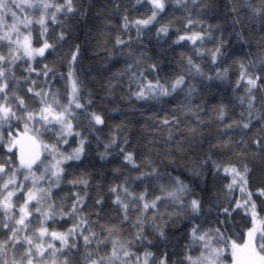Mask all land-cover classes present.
Instances as JSON below:
<instances>
[{
    "label": "trees",
    "instance_id": "1",
    "mask_svg": "<svg viewBox=\"0 0 264 264\" xmlns=\"http://www.w3.org/2000/svg\"><path fill=\"white\" fill-rule=\"evenodd\" d=\"M48 3L53 7L27 8L33 17L26 32L34 47H42L45 41L52 47L43 56L30 58L0 40V55L21 56L14 62H0L6 70L0 82L8 83L9 99L14 91L37 121L42 99L58 101L62 106L58 108H67L73 121L67 147L76 150L84 142L80 158L63 163L50 195L57 214L44 225L49 232L67 233L79 225L63 248L66 255L58 254L57 264L65 259L68 264H88L89 254L93 259L107 256L114 239L134 254L128 264L137 256L143 264L145 253L152 254L148 264H160L162 259L166 264H188L186 257L196 259L203 250L192 241V227H218L217 220L225 219L219 210L229 203L234 206L232 198L242 196L238 188L228 191L232 176L225 168L243 172L247 166V191L264 217V195L259 191L264 189V140L255 143L264 138V15L253 11L262 6L261 0H164L163 11H157L151 0H72L71 12L57 11L65 0ZM153 11H157L155 20L137 24ZM41 16L44 25L38 23ZM197 34L201 38L195 42L187 39ZM217 48L220 53L213 58ZM73 53H77L75 61ZM181 77L183 83L173 90L172 84ZM257 77L256 86L249 85L248 80ZM73 78L79 82L76 103L81 108L69 104ZM41 91L43 98L34 95ZM141 92L144 96L138 98ZM93 114L103 123L96 124ZM26 123L39 129L34 132L43 142L57 140V131L42 121L13 119L0 126V164L11 160L8 167L17 181L31 188L30 180L24 181L26 168L18 167L21 150L27 156L29 144L18 143V150L8 145ZM129 155L131 161L126 159ZM177 178L189 190L183 208L161 190L164 186L172 191ZM141 194L145 201L133 199ZM118 196L129 204L127 220L115 202ZM157 196L162 197L157 209L144 213L143 203ZM78 197L83 201L81 211L67 215ZM192 199L201 201L198 214L187 206ZM13 202L17 210L24 199L13 197ZM37 215L29 217V229L40 227ZM9 216L0 210V225L13 224ZM113 225L117 230L109 237L107 229ZM251 226L244 210L233 213L225 225L237 243L243 242ZM9 235L0 227V241ZM25 235L31 231L25 230ZM85 236L90 243L86 244ZM54 244L61 247L58 241ZM224 264H231L229 252Z\"/></svg>",
    "mask_w": 264,
    "mask_h": 264
},
{
    "label": "snow or ice",
    "instance_id": "2",
    "mask_svg": "<svg viewBox=\"0 0 264 264\" xmlns=\"http://www.w3.org/2000/svg\"><path fill=\"white\" fill-rule=\"evenodd\" d=\"M154 8L157 11H163L164 9V0H151ZM262 6L259 9H254L253 11L259 15H264V0H261ZM49 7H53L49 3L45 2V0H0V27L5 29L4 34L0 36V40H7L11 44L16 45V53H22L23 56L33 57L35 54L43 56L45 51L52 47V45L48 44L46 41L43 46L40 48H33L31 45L30 35H25L23 37V42L20 41V25H23L25 29H27L28 25L32 22L27 17L22 19L17 18V12L23 13L25 8H43L48 9ZM57 11H62L65 8L68 12L73 11L72 0H65L64 5L56 6ZM15 9V10H14ZM157 11H153L152 16H150L146 20L137 21V24L147 25L150 24L153 20H155ZM12 19V23L9 24L6 22V18ZM38 23L44 25L45 20L44 17L41 16ZM160 31L166 32V28H161ZM13 35H16L17 39L13 40ZM63 37L61 36V39ZM201 37L197 35H193L187 37V39H191L193 42L200 39ZM180 39H185V37H180ZM117 43H123L121 40H117ZM220 53V49H216V53L213 54V58H215L216 54ZM77 57V53L72 54V61H75ZM21 56L17 54H10V56L6 57L4 55H0V62H14L17 59H20ZM191 63V61H189ZM243 67V65H242ZM50 71V70H48ZM6 70L0 67V78L5 77ZM47 74V71L44 73ZM73 73L69 72V77H73ZM257 78H250L248 80L249 85L253 87L256 86ZM183 83V78H178L174 84H172V89L175 90L178 86ZM79 88V82L75 78L72 79V100L69 101V104L75 103L77 108L83 107L79 103H76L77 100V92ZM9 85L5 82H0V125L8 124L11 120H22L25 122L36 121L44 122L45 125L51 124L53 121L61 124L62 126L66 124V114L68 113V109L64 108L62 111H56L53 105L57 107H62L59 105V102L53 99L51 103H49L46 99L41 100V104L44 105L39 110V121L36 119V114L27 112V105L22 98H17L16 93L13 91L11 99L8 97ZM29 92L33 90L31 88L28 89ZM162 94H168L166 90H162ZM35 96L44 97V93L36 92ZM144 93H138V98H142ZM12 101H15V105ZM14 107L20 112L17 114V110H14ZM27 112V115L25 113ZM92 119L95 120L96 124H102L103 120L99 115H92ZM164 123H168V121H164ZM244 128H248V124L243 125ZM72 125L70 123L66 124V129L62 127L61 136L63 137L64 131L66 130L69 135H71ZM29 129L27 127V123L25 124V132ZM32 131L39 132V129L33 128ZM79 135V133H77ZM2 138V137H0ZM31 139V138H30ZM260 140H256L255 143H261ZM66 142V141H65ZM8 143L12 146L15 144L22 143L15 138H11ZM35 144V140L32 141ZM83 141L80 142V147L75 150L74 157H68L69 159L75 158L79 159L80 154L83 152ZM47 147V146H45ZM127 160L131 161V155L126 157ZM40 160V155L38 153L32 154L28 157L24 155L23 149L21 150L20 164L18 167L27 168L29 173L31 174V169L34 164H37V161ZM42 162V161H41ZM12 163L11 160H6L2 164H0V181H4L0 184V210H3L5 214L12 213L8 218L10 220H14L13 224L4 223L0 225L7 229L11 235L4 241H0V264H47V260L51 258V264H57L58 254L66 255L63 253V248L68 247V238L76 233V227L69 228L67 233H57V232H49L48 228L44 226L47 221L52 220L57 214V210L55 205L48 204L47 210H43L41 204L45 201L49 196V191L47 189L36 188V181H33V188H27L22 182H18L16 179L15 172L8 167ZM59 163V162H58ZM55 167V166H53ZM50 170V169H49ZM62 169H57V171L52 172L53 176L59 178V174ZM224 171L232 176V182L227 185L228 191L234 192L237 188L242 194L240 199L234 200V206L232 203H229L227 207H223L219 210V214H222L225 219L217 220L218 227L201 229L199 225H195L192 227L190 231V236L194 243L198 242L202 245V251L199 257L193 259L191 256L186 257L188 264H224L225 253H230V262L231 264H264V217H261L259 213L256 211V204L252 200V193L247 191V179L246 175L249 172L247 166L244 167L243 172L237 170L235 167L233 168H225ZM11 173V175H9ZM8 176V179L5 181L4 177ZM29 177L25 176L24 179L27 180ZM43 177H41L42 179ZM82 183H86V181H81ZM174 188L172 191H168L166 187L162 186L161 190L166 193V198L172 201H176L181 208L185 206L184 197H186L188 193V188L184 185L178 178L174 180ZM27 188V191L25 189ZM35 189V190H33ZM113 192H116L117 189H111ZM261 195H264V189L259 190ZM124 192L128 195V190L125 188ZM19 193V196L17 195ZM13 197L17 198V201L20 198L24 199L22 205H20L18 211H16V203L13 202ZM133 199L137 201H145V194H141L139 196L133 197ZM162 201V197L157 196L151 202L143 203L142 210L144 213H147L149 210L157 209V202ZM82 199L77 198V200L73 203L71 211L66 213L69 216H74L78 214L81 209L79 207L82 204ZM117 204H120L124 210V219L127 220V211L129 208V204L124 203L120 200L119 196L115 201ZM191 208L192 213H199L201 210V201L197 199H192L188 205ZM237 210H244V212L251 217L252 227L247 230V238L243 239V243H237L236 240L231 238L229 235L228 228L225 225L229 224V218L233 215V213L237 212ZM264 211V208L261 209ZM34 214L37 215V222L40 224L38 229H29V224L32 222L29 220V217H32ZM172 215H178V213H173ZM19 218L16 219L15 217ZM42 217L43 219H40ZM159 217V214L156 213V218ZM146 218V217H145ZM138 223L142 226L143 219L140 217L137 218ZM86 221H81L84 223ZM259 225V226H257ZM104 227V226H102ZM23 230L31 231V235H24L22 238L20 237V232ZM117 230V226L113 225L108 228L107 231L109 233V237L113 235V233ZM93 236L96 234L93 233ZM137 237L141 236L142 233L138 232ZM161 235L163 233L161 232ZM232 235H236V233H232ZM45 237H48L51 241H59L61 244L60 248H57L54 243L46 242ZM107 239V238H106ZM84 240L87 243H90V239L88 236L84 237ZM103 243V242H101ZM71 247H75V244H72ZM122 254V255H121ZM133 253H130L125 245L120 243L119 240H112V251L107 256H99L96 259H93L91 254L88 255L87 260L88 264H128V260L133 256ZM151 253H145V259L143 264H148L147 258L150 257ZM62 264H68V260L65 259ZM135 264H140V257L137 256L135 259ZM160 264H166L165 260H161Z\"/></svg>",
    "mask_w": 264,
    "mask_h": 264
},
{
    "label": "rangeland",
    "instance_id": "3",
    "mask_svg": "<svg viewBox=\"0 0 264 264\" xmlns=\"http://www.w3.org/2000/svg\"><path fill=\"white\" fill-rule=\"evenodd\" d=\"M19 2V0H17ZM45 2L48 3V0H45ZM15 10V9H14ZM24 17H27L29 20H31L32 12L28 11L27 8H25L23 13L17 12V18L22 19ZM6 22L11 24L13 21L10 18V15L8 18H6ZM20 36L19 39L21 42H23V37L25 35H30L26 32V29L23 25H20ZM5 29L0 27V36L4 34ZM13 40L17 39L16 35H13ZM31 39V35H30ZM31 45L33 48H37L33 46L32 39H31ZM14 51H16V45L13 44ZM22 55V53H19ZM49 103H51V100H48ZM44 106V105H42ZM41 106V107H42ZM40 107V108H41ZM53 107L56 109V111H62L63 109H59L56 105H53ZM40 110V109H39ZM37 116L39 117V111L37 113ZM70 123L73 125L72 117H70L68 114H66V124ZM66 124L61 125L59 123H56L53 121L51 124H47L48 127H51V129H55L57 131V140L52 142H43L41 139L36 135L34 131H32V128H28L29 130L25 132V130L22 131L19 137L15 138L19 141H26L29 144L30 152L28 153V156L32 154L38 153L40 155V160L37 161V164H34L31 169V174L29 173V170L26 168V176H28L30 182L32 183L33 188V181H36L35 187L40 189H47L49 191L48 198L42 202L41 207L43 210H47V205L52 204L50 200V195L52 192V188L57 183L58 178L56 176H53L51 173L57 171V169H62L63 163L69 159L68 157H73L75 155V150H71L67 147V136L69 135L68 132L65 130L63 137L61 136V129L62 127L66 129ZM1 126V125H0ZM28 127V126H27ZM31 138V139H30ZM35 140V144L32 143V141ZM66 141V142H65ZM10 145V144H8ZM12 146V145H10ZM18 144H15V147L17 148ZM47 146V147H45ZM18 150V148H17ZM42 161V162H41ZM59 162V163H58ZM55 166V167H53ZM50 169V170H49ZM41 177H43L41 179ZM25 181V179H24ZM35 190V189H33ZM19 209V208H18ZM18 209L16 211H18ZM12 215V213H10ZM16 219L19 217L16 216ZM259 226V225H257ZM252 227V226H251ZM247 234V233H246ZM25 235V230L20 232V237L22 238ZM247 238V235H246ZM245 238V239H246ZM50 243H54L56 241H51L49 239ZM59 242V241H58ZM243 243V242H242ZM58 247V245H55ZM132 264H135V261H130ZM141 264V263H140Z\"/></svg>",
    "mask_w": 264,
    "mask_h": 264
}]
</instances>
